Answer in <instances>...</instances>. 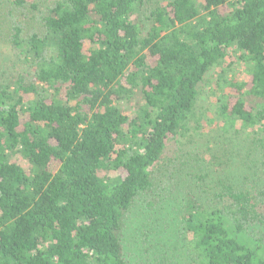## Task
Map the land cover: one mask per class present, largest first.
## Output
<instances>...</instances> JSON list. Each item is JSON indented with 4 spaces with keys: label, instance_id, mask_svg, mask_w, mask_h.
I'll use <instances>...</instances> for the list:
<instances>
[{
    "label": "trees",
    "instance_id": "trees-1",
    "mask_svg": "<svg viewBox=\"0 0 264 264\" xmlns=\"http://www.w3.org/2000/svg\"><path fill=\"white\" fill-rule=\"evenodd\" d=\"M0 264H264V0H0Z\"/></svg>",
    "mask_w": 264,
    "mask_h": 264
},
{
    "label": "rangeland",
    "instance_id": "rangeland-1",
    "mask_svg": "<svg viewBox=\"0 0 264 264\" xmlns=\"http://www.w3.org/2000/svg\"><path fill=\"white\" fill-rule=\"evenodd\" d=\"M7 51V49H4ZM4 54H3V58L2 60L5 62L7 61L6 60V52L3 51ZM231 62H233V65L232 67L230 68L231 69V74H229L228 77L230 78H234L233 75L236 73V75H234L235 77H237L238 79H243V80H246L248 79V76L245 72V66H243L244 64H239L236 62L235 59L231 60ZM219 70H217V72L214 73V77L217 76ZM211 87H214L215 86V83H213V81L211 82L210 84ZM208 91H210V88H207ZM211 95H205L202 97V101H201V104H202V107H209L210 109L213 108L214 104H215V98L214 97H210ZM213 104V105H212ZM209 134H212L211 132ZM217 136H215L214 138H216ZM217 146V149L220 148V146L216 145ZM204 164V162H203ZM171 206H172V203H171ZM159 216L161 217V220H167L166 221V224H169L170 225V230H169V236L168 238L166 237V239H169L172 241V243L174 241H179V237L177 235V229H178V224H177V221H176V213L170 209V207H168L164 212H160L159 213ZM174 220V221H173ZM172 246V245H171Z\"/></svg>",
    "mask_w": 264,
    "mask_h": 264
}]
</instances>
